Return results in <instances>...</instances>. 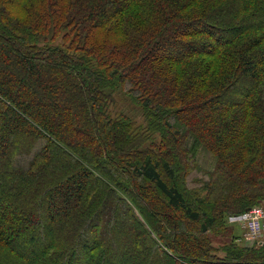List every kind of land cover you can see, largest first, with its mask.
I'll return each instance as SVG.
<instances>
[{
  "label": "trees",
  "instance_id": "1",
  "mask_svg": "<svg viewBox=\"0 0 264 264\" xmlns=\"http://www.w3.org/2000/svg\"><path fill=\"white\" fill-rule=\"evenodd\" d=\"M262 205L264 0H0V264H264Z\"/></svg>",
  "mask_w": 264,
  "mask_h": 264
},
{
  "label": "built area",
  "instance_id": "2",
  "mask_svg": "<svg viewBox=\"0 0 264 264\" xmlns=\"http://www.w3.org/2000/svg\"><path fill=\"white\" fill-rule=\"evenodd\" d=\"M229 220L231 223H238L249 239H260L264 234V207L252 208L242 215L230 217Z\"/></svg>",
  "mask_w": 264,
  "mask_h": 264
},
{
  "label": "rangeland",
  "instance_id": "3",
  "mask_svg": "<svg viewBox=\"0 0 264 264\" xmlns=\"http://www.w3.org/2000/svg\"><path fill=\"white\" fill-rule=\"evenodd\" d=\"M259 207H264V205L259 206ZM228 222L230 224H234V223H231L229 219H228ZM230 224H227V227L231 228L234 231L235 238L233 239V243L235 242L238 246L250 249L252 247L259 248L264 244V234L262 235V238L257 239V240H252L247 237V235L245 234L243 230L237 227L239 226L238 223H235L236 226L230 225Z\"/></svg>",
  "mask_w": 264,
  "mask_h": 264
}]
</instances>
